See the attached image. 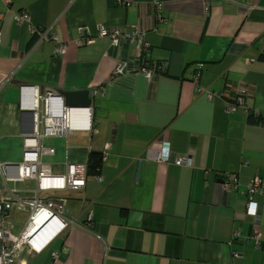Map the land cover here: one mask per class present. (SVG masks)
I'll return each mask as SVG.
<instances>
[{
	"label": "crops",
	"instance_id": "obj_1",
	"mask_svg": "<svg viewBox=\"0 0 264 264\" xmlns=\"http://www.w3.org/2000/svg\"><path fill=\"white\" fill-rule=\"evenodd\" d=\"M152 1L0 0V83L8 80L0 108L18 103L21 85L88 91L91 130L45 138L54 154L43 161L62 175L91 152L103 157L84 189L62 193L72 225L39 253L20 242L15 264H49L52 251L56 264H263L264 0H249L251 9L242 0H158L163 21ZM19 11L28 23L15 22ZM99 27L143 33V63L160 67L155 78L130 67L113 75L138 52L98 37ZM41 29L65 45L62 56L50 41L36 43L31 30ZM83 39L93 43L78 46ZM240 90L244 105L226 113ZM161 150L168 160L154 161ZM180 155L192 165L176 166ZM229 175L237 189L222 185ZM254 178L263 191L248 196ZM250 200L258 218L246 213Z\"/></svg>",
	"mask_w": 264,
	"mask_h": 264
},
{
	"label": "built area",
	"instance_id": "obj_2",
	"mask_svg": "<svg viewBox=\"0 0 264 264\" xmlns=\"http://www.w3.org/2000/svg\"><path fill=\"white\" fill-rule=\"evenodd\" d=\"M10 4L11 0H2ZM121 1V0H119ZM248 4L246 9H251L249 0H242ZM156 9L155 17L163 21L162 5L158 0H153ZM206 9H208L206 1ZM2 16L0 15V21ZM30 16L26 11L15 14V22L28 23ZM38 34L36 43L48 40L53 43V53L62 56L65 45L58 43L56 37L49 29L40 31L31 30ZM97 36L107 39L111 45L118 46L121 42L133 44L138 52L135 62H120L116 65L113 75L123 74L129 67L142 74L143 78L151 82L160 67L155 65L145 66L143 57L147 53L148 44L144 41L143 33L139 31L128 32L125 29L112 28L110 30L99 27ZM93 40L83 39L78 41V46L91 45ZM196 75L195 78H197ZM8 80L0 83V90L6 86ZM197 92H200L197 89ZM97 90H92L94 96ZM51 91L40 90L35 86H20L18 104L9 108H0V264H15V252L20 242H25L32 250L39 253L44 250L51 240L62 235L73 221L64 217L65 198L62 193L66 190L84 189L86 183V165L67 164L65 173L57 175L52 173L51 166L43 161V157L52 156L54 149L42 145L45 138L65 137L74 131L91 130L89 118L92 107H66L61 100ZM245 91L240 90L235 96V102L229 103L225 108L226 113H231L239 105H244ZM219 94L211 93L207 97L213 99ZM71 115L77 118L74 125ZM104 149H108L105 145ZM166 151L154 154V161L168 160ZM101 155V159H102ZM176 166L190 167L192 161L189 157L178 156L173 160ZM9 183L24 184L21 188L10 187ZM32 184V186H28ZM226 189H237L238 180L235 175H229L222 181ZM263 185L260 179L254 178L245 193L248 196L261 195ZM246 213L258 218L259 206L251 200L246 204ZM25 215L20 224L21 217ZM92 210L81 224L88 228L91 225ZM235 236L239 237L238 233ZM252 237H258L255 232ZM233 256H238L233 250ZM58 252H51L49 264H56ZM264 264V261H263Z\"/></svg>",
	"mask_w": 264,
	"mask_h": 264
},
{
	"label": "water",
	"instance_id": "obj_3",
	"mask_svg": "<svg viewBox=\"0 0 264 264\" xmlns=\"http://www.w3.org/2000/svg\"><path fill=\"white\" fill-rule=\"evenodd\" d=\"M31 86V85H30ZM43 90V89H40ZM55 97L61 100V103H64L65 106H74V107H90L91 100L88 98V91H81L76 93L70 92H60L55 93Z\"/></svg>",
	"mask_w": 264,
	"mask_h": 264
},
{
	"label": "trees",
	"instance_id": "obj_4",
	"mask_svg": "<svg viewBox=\"0 0 264 264\" xmlns=\"http://www.w3.org/2000/svg\"><path fill=\"white\" fill-rule=\"evenodd\" d=\"M236 96L231 95L227 98L229 103L235 102ZM102 159L101 154L96 152H91L88 156L86 163V175L87 176H98L100 167H101Z\"/></svg>",
	"mask_w": 264,
	"mask_h": 264
},
{
	"label": "rangeland",
	"instance_id": "obj_5",
	"mask_svg": "<svg viewBox=\"0 0 264 264\" xmlns=\"http://www.w3.org/2000/svg\"><path fill=\"white\" fill-rule=\"evenodd\" d=\"M18 103H12L11 104V106H10V108L11 107H13V106H16ZM7 108H9V107H7ZM32 186V184H29L28 186ZM9 186L10 187H15V188H21V187H23L24 186V184H21V183H9ZM63 194H65V193H63ZM24 218H25V215H23L22 217H21V221H20V224H22L23 223V221H24Z\"/></svg>",
	"mask_w": 264,
	"mask_h": 264
},
{
	"label": "bare ground",
	"instance_id": "obj_6",
	"mask_svg": "<svg viewBox=\"0 0 264 264\" xmlns=\"http://www.w3.org/2000/svg\"><path fill=\"white\" fill-rule=\"evenodd\" d=\"M76 118H77L76 116L71 115V123H72L73 125L75 124L74 121H75Z\"/></svg>",
	"mask_w": 264,
	"mask_h": 264
},
{
	"label": "clouds",
	"instance_id": "obj_7",
	"mask_svg": "<svg viewBox=\"0 0 264 264\" xmlns=\"http://www.w3.org/2000/svg\"><path fill=\"white\" fill-rule=\"evenodd\" d=\"M21 86H23V85H21ZM26 86H30V85H26ZM91 93V92H90ZM64 104V103H63ZM65 106V105H64ZM67 107V106H66Z\"/></svg>",
	"mask_w": 264,
	"mask_h": 264
}]
</instances>
